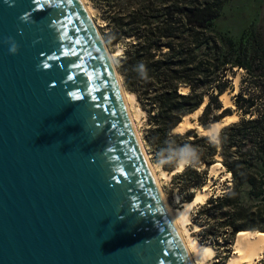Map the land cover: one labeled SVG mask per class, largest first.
Returning <instances> with one entry per match:
<instances>
[{
	"label": "water",
	"instance_id": "obj_1",
	"mask_svg": "<svg viewBox=\"0 0 264 264\" xmlns=\"http://www.w3.org/2000/svg\"><path fill=\"white\" fill-rule=\"evenodd\" d=\"M0 264H192L81 0H0Z\"/></svg>",
	"mask_w": 264,
	"mask_h": 264
},
{
	"label": "trees",
	"instance_id": "obj_2",
	"mask_svg": "<svg viewBox=\"0 0 264 264\" xmlns=\"http://www.w3.org/2000/svg\"><path fill=\"white\" fill-rule=\"evenodd\" d=\"M99 1L115 33L131 38L120 72L125 86L148 112L146 141L151 150L169 170L182 157L191 161L174 176L182 200H192L214 165H223L231 174L227 191L200 206L205 234L227 248L241 232L264 234V38L260 30L250 25L238 40L218 31L214 23L227 0ZM241 70V89L234 95V104L242 117L224 126L218 141L194 128L174 132L181 119L206 99L200 124L208 128L222 120L229 109L220 97L234 90L233 79ZM215 110L222 112L217 115Z\"/></svg>",
	"mask_w": 264,
	"mask_h": 264
},
{
	"label": "rangeland",
	"instance_id": "obj_3",
	"mask_svg": "<svg viewBox=\"0 0 264 264\" xmlns=\"http://www.w3.org/2000/svg\"><path fill=\"white\" fill-rule=\"evenodd\" d=\"M86 3H87V5H90L93 8L92 19L95 22L97 29H98L100 35L102 36V39H104V43L108 47L109 51L113 54L114 63H115L116 68L118 69V73L122 79L124 87L128 91H130L125 86L123 75L120 72V66L124 60L125 48L127 47L131 38H129L127 36H122V37L120 36L119 37L115 33L114 28L112 26V23L109 22V19L107 17L105 9L99 0H86ZM214 24H215V27L218 31L232 36L235 40H238L240 38L242 32L246 28H248L250 25H253L257 29H259L263 35V38H264V0H227L223 6L221 16L215 21ZM243 74L244 73L242 70L238 71L237 75L233 79L234 90L233 91H231V90L226 91L230 102L226 103L220 97V100L222 101L223 107L229 109V111L225 114V116L234 115V117L231 118L227 124H224V126L228 125L229 123L239 121L242 117L241 111L237 110L236 105L234 104V95H236L241 89V81L243 78ZM181 90H183L184 92L188 91V89H185V88L181 89ZM130 92H132V91H130ZM135 99L136 100L134 101V104L132 105L133 108H135L133 110V113L139 114L138 117L136 118V122L138 125V129L140 131V136H141L142 142L146 148V152L148 153L149 159L156 169L162 190L165 193L167 201L171 205L172 208H174V209L181 208L182 203L185 201H183L181 198L180 190L178 187L179 184L176 182V180H174L175 174L180 172V171H177L176 173H172V171L179 165L180 159L177 161L176 167L173 170H169L165 167L164 159L162 157H158L151 150L149 144L146 141V134H147L149 127H150L149 115H148L147 110H145L143 108L141 102L138 100L137 95H136ZM137 107L140 109V112L137 111ZM204 109H205V106L203 108L202 113H200L199 117L191 118V120L193 122L199 124L203 128H204V126L200 124L199 119L203 115ZM221 112H222V110H220V111L215 110L214 114L218 115ZM182 119H181V121H182ZM220 121H222V120H220ZM214 123H216V122H214ZM214 123H212V124H214ZM212 124L210 125V127L212 126ZM224 126H222V128ZM210 127H208V128H210ZM208 128H205V129H208ZM220 131H219V133H220ZM180 133H184V132H180ZM219 133H218V135H219ZM218 135H214L213 136L214 138L209 135L210 140L211 141H218ZM218 157H220V156H217V158ZM218 160H221V157L218 158ZM190 162H191L190 159L187 158V161L184 162V167ZM218 162H220V161H218ZM222 167H223V165H222ZM222 167L217 168L218 171H217V169H215L214 171H211V168L209 170L208 181L205 184V185H207V191L209 192V195H210L208 198H210L212 195L216 196V195H219V194L227 191V187L230 186V184H231V182H230L231 176H229L227 174V172H225L224 167L223 168ZM262 169L264 170V168H262ZM205 185L195 189V193L197 191H199L200 189H202L203 187H205ZM246 190H248V189H246ZM244 201H245V203L248 202V194L246 192L244 194ZM201 205H203V204H199L192 211V221L195 222L196 224L200 225L201 227L196 229L194 224L193 225L189 224L187 228L189 229L191 236L197 237L202 242L212 244L217 250L215 257L208 260L205 264H224L233 253V250H234L233 244L235 242L236 236L234 238L233 244H231L228 248L224 245H216L214 243L213 237H209L208 235L205 234V228H206V226L204 225L205 217H200V215H199V209H200ZM186 239H187V237H186ZM256 264H264V256H263L262 260L261 259L258 260Z\"/></svg>",
	"mask_w": 264,
	"mask_h": 264
},
{
	"label": "bare ground",
	"instance_id": "obj_4",
	"mask_svg": "<svg viewBox=\"0 0 264 264\" xmlns=\"http://www.w3.org/2000/svg\"><path fill=\"white\" fill-rule=\"evenodd\" d=\"M82 4L84 5L87 13L89 14L90 18L92 19V6L87 5L86 0H81ZM93 21V19H92ZM94 22V21H93ZM95 24V22H94ZM96 26V24H95ZM97 27V26H96ZM107 47V46H106ZM107 50L109 52L110 58L112 60V63H114L113 54L109 51L108 47ZM119 77V83L120 88L122 92V97L125 103V106L127 108L128 114L130 116V119L132 121V124L134 126V129L144 147V144L142 142L140 131L138 129V125L136 122V118L138 117V113H133V104L136 100V94L134 92L128 91L122 82V79L118 73ZM238 80V79H237ZM183 87L182 89H184ZM187 89V88H185ZM237 93V92H236ZM221 98L226 102H230L227 92H225ZM208 100L206 99L205 102L194 112L191 114H188L184 116L182 121L176 126L175 132H185L190 128L196 129L201 135H207V136H214L218 135L219 131L221 130L222 126L224 124H227L231 118L234 117V115H228L225 116L222 121L216 122L212 124V126L208 129L203 128L199 124L193 122L191 118H197L199 117L200 113H202L204 106L206 105V102ZM137 111L140 112V109L137 107ZM197 122V121H196ZM214 138V137H213ZM146 156L152 171V174L154 176V179L161 191L163 200L166 204V207L169 211V214L175 224V227L177 231L180 234V237L183 241L184 247L187 251V254L192 262V264H205L208 260L215 257L217 250L216 248L206 242L200 241L197 237H193L190 234L189 229L187 228L189 224H194L195 228L198 229L201 226L196 224L192 221V211L196 206L199 204H204L209 195V192L207 191V185L196 192L195 198L191 201H185L182 203V207L178 209H174L171 207V205L168 203L165 193L162 190L159 177L157 175L156 169L151 163L148 153L146 152ZM220 158V157H218ZM187 161V158H180L179 165L177 168H175L172 173H176L177 171H181L184 168V162ZM222 166L220 164H216L211 168V171H214L217 168H221ZM223 168V167H222ZM218 171V169H217ZM229 176H231L230 173L227 172ZM187 239H186V237ZM234 250L232 255L228 258V260L224 264H256L258 260H262L264 256V234L259 232H241L236 236L235 242L233 244Z\"/></svg>",
	"mask_w": 264,
	"mask_h": 264
},
{
	"label": "clouds",
	"instance_id": "obj_5",
	"mask_svg": "<svg viewBox=\"0 0 264 264\" xmlns=\"http://www.w3.org/2000/svg\"><path fill=\"white\" fill-rule=\"evenodd\" d=\"M25 15H26V14H25ZM11 51H12L13 53H15V52H16V49H15V48H11ZM45 65H46V64H44L43 67H44V68H47L48 66L46 67Z\"/></svg>",
	"mask_w": 264,
	"mask_h": 264
},
{
	"label": "snow or ice",
	"instance_id": "obj_6",
	"mask_svg": "<svg viewBox=\"0 0 264 264\" xmlns=\"http://www.w3.org/2000/svg\"><path fill=\"white\" fill-rule=\"evenodd\" d=\"M45 66L47 67L48 65L46 64Z\"/></svg>",
	"mask_w": 264,
	"mask_h": 264
}]
</instances>
